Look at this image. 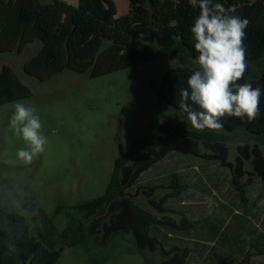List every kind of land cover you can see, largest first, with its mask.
Here are the masks:
<instances>
[{"label":"rangeland","instance_id":"rangeland-1","mask_svg":"<svg viewBox=\"0 0 264 264\" xmlns=\"http://www.w3.org/2000/svg\"><path fill=\"white\" fill-rule=\"evenodd\" d=\"M63 1L74 6L78 2ZM113 1L117 18L127 13L128 0ZM145 42L148 40L136 39L140 50ZM151 43L158 59L142 58L136 65L97 77L67 69L46 81L24 70L25 63L40 51V40L28 44L22 53H0V71L4 64L11 66L31 88L30 97L17 101L36 109L42 122L40 131L47 139L44 152L31 164H24L16 153L26 144L10 127L16 101L0 105V205L25 214L32 222V234L47 246L65 247L57 264H161L163 254L140 250L131 234L118 233L100 245L102 234L93 230L97 223L107 222L110 213L89 216L79 209L80 203L104 193L117 158L150 130L156 136L144 153L160 144L176 146L192 139L198 141L201 153L216 155L214 145L223 143L235 166L242 145H256L264 152V135L242 127L234 132L221 130L219 137L211 139L192 128L181 111L159 103L168 70L199 66L193 59L179 60L155 40ZM246 63L250 78L264 73V57ZM244 167L252 171L251 160H245ZM173 173L181 175L185 187L166 200L174 191L169 188ZM252 177L244 200L234 185L233 169L216 160L174 151L141 175L138 184L150 196L141 192L136 200L157 217L198 221L196 228L187 231L164 226L155 229L167 247L191 248L189 264H241L248 256L251 264H264V182ZM136 187L129 192L134 193Z\"/></svg>","mask_w":264,"mask_h":264},{"label":"trees","instance_id":"trees-1","mask_svg":"<svg viewBox=\"0 0 264 264\" xmlns=\"http://www.w3.org/2000/svg\"><path fill=\"white\" fill-rule=\"evenodd\" d=\"M224 7L235 8L233 15L248 20L245 29L246 60L255 61L264 57V0H212ZM117 8L113 0H78L76 6L63 0L42 3L41 0H0V53L17 51L40 40V51L24 65L27 74L40 81L51 79L67 69L88 72L97 77L125 69L141 62L159 58L156 43L170 50V54L181 61L195 60L191 33L199 15L198 0H128V11L116 17ZM147 39L142 49L136 39ZM198 70L189 66H176L167 71L160 89L159 103L179 110L181 88H187V79ZM249 65L243 78L237 83H251L261 89L259 115L249 122L235 117H224L223 127L204 130L211 139L219 137V131L234 132L242 127L252 134L264 135V73L260 78L249 77ZM31 88L14 71L4 64L0 71V105L30 97ZM195 107V106H194ZM186 116V113L179 112ZM150 130L143 138L133 142L115 162L104 193L79 209L87 215L106 212L110 217L105 223H97L95 234H102L98 242L106 245L118 233L131 234L140 250L160 252L161 264H189L191 248L173 244L170 247L155 233L157 226L187 231L198 225L197 220L183 219L176 222L169 216L157 217L139 205L136 197L145 188L139 185L141 175L174 151L219 161L233 169V182L244 200L253 175L264 182V152L258 146L247 144L239 147L241 156L235 166L228 160V148L223 143L214 145L216 155L201 153L197 140L187 139L179 145L160 144L156 150L147 149L156 134ZM251 160L252 171L245 169V160ZM179 173H173L169 188L174 191L167 198L176 197L184 189ZM137 186L134 193L129 189ZM159 187H164L160 185ZM157 187V188H159ZM150 196L149 193H146ZM157 205V204H156ZM161 211L165 207L157 205ZM88 238V235L85 236ZM98 238V237H97ZM65 247L51 248L32 234V222L18 209L0 205V264H57ZM251 264L248 256L244 263Z\"/></svg>","mask_w":264,"mask_h":264},{"label":"clouds","instance_id":"clouds-1","mask_svg":"<svg viewBox=\"0 0 264 264\" xmlns=\"http://www.w3.org/2000/svg\"><path fill=\"white\" fill-rule=\"evenodd\" d=\"M198 7L199 15L190 30L198 53L194 62L199 67L188 77V87L179 90V110L186 113L192 128L201 132L222 128L221 120L226 116L246 117L251 122L259 115L261 89L251 83H237L246 70L243 41L249 22L233 15L235 8L226 9L212 0H198ZM10 127L26 144L17 150V158L31 164L47 143L36 109L14 102Z\"/></svg>","mask_w":264,"mask_h":264},{"label":"crops","instance_id":"crops-1","mask_svg":"<svg viewBox=\"0 0 264 264\" xmlns=\"http://www.w3.org/2000/svg\"><path fill=\"white\" fill-rule=\"evenodd\" d=\"M78 1V0H77ZM77 4H78V2H77Z\"/></svg>","mask_w":264,"mask_h":264}]
</instances>
